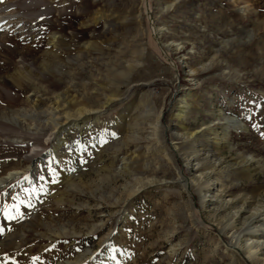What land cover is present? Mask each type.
<instances>
[{"label": "rangeland", "instance_id": "rangeland-1", "mask_svg": "<svg viewBox=\"0 0 264 264\" xmlns=\"http://www.w3.org/2000/svg\"><path fill=\"white\" fill-rule=\"evenodd\" d=\"M148 2L154 25L163 29L157 40L148 36L147 18H136L142 0H0V10L17 14L28 38L23 44L9 33L4 41L9 28L0 29V178L22 173L0 184V264H244L229 257L223 242L247 222L220 230L236 204L264 201V0ZM100 13L110 17L109 28L94 38ZM51 35L60 39L57 59L42 53ZM11 50L27 55L28 77L46 106L65 87L87 107L106 98L112 103L61 134L60 145L47 141L49 113L25 121L29 130H22L6 111L25 107L31 91L6 78L19 60L7 56ZM179 93L198 97V111L189 108L188 134L179 129L177 138L170 131L181 123L175 117ZM210 99L222 113L219 123L226 117L243 122L229 133L228 149L205 146L207 129L217 121L205 115ZM158 113L166 139L151 128ZM11 139L22 140L25 150L44 151L27 161L15 154L20 147ZM171 142L179 148L173 163L163 146ZM203 153L208 160L216 154L209 169L198 160L181 165ZM179 171L195 178L196 187L216 185L210 211L196 201L205 188L179 192ZM136 178L157 183L132 195ZM261 261L262 254L251 264Z\"/></svg>", "mask_w": 264, "mask_h": 264}, {"label": "bare ground", "instance_id": "bare-ground-1", "mask_svg": "<svg viewBox=\"0 0 264 264\" xmlns=\"http://www.w3.org/2000/svg\"><path fill=\"white\" fill-rule=\"evenodd\" d=\"M53 1H56V0H53ZM3 9L0 10V29L2 28V25H4V26L6 25L9 28V31L6 33V36L3 40L7 41L9 39V33H11L12 36H14L15 38H20L23 44L27 43V41H28L27 33H26L27 30L21 26V23H23L22 20L13 11H11V10L9 11V8L7 9L5 7ZM3 12H7V14H2ZM142 15L145 18H147V21H148L147 22L148 23L147 29L149 30L147 32L148 36L151 38L153 36L154 39L157 40V37L162 33L163 29H157L156 26L154 25V22L151 19V15H150V7H149L148 0H142V5H141V8L139 10L138 16L136 18L141 19L143 17ZM109 18L110 17H108V15H104L101 13L99 14V16H97L96 20H94V22H93V28L91 29V35L93 37L96 36L97 31H101L102 35H105L107 33L106 32L107 28H109L108 27L109 22L107 19H109ZM6 26H5V28H6ZM59 40L60 39H58V37L56 35L49 36L48 40H47L48 41L47 42L48 49L45 52V54H44V52H42L43 55L44 56L51 55V57L53 56V58L54 57L56 58L55 50L60 45ZM150 40H152V39H150ZM40 41H41V39L39 37L37 42H40ZM89 47L92 48L93 45L91 43H89ZM6 54L10 58L18 57V59H19L17 66H15V67L14 66L13 67L8 66V68H7L8 72H7L6 78L10 81V84L12 83V85L14 84V86H16L17 88H21L20 82H24V83H26L27 87L31 91V93L28 94L26 96V99L24 100L25 104H26L25 107L18 109V110H12L11 109V110L6 111L7 113H9L8 114L9 115L8 121L10 123H13L15 126H19L22 130L24 128V130H27V132H28L29 129H27V127H25V126L23 127L25 121H27V120L34 121V119H36L41 113L51 114V116L46 115L45 120H44L48 125L51 126V133L48 135L47 141H56L57 145L63 144V141L60 138L61 134H63L66 130L70 129L71 127H73V128L81 127L82 125H84L85 120H87V118H89V115L96 113L98 109L101 110L100 108L107 107L113 101V98H106L105 102H103V103H98L95 106L93 105L92 107H87L85 105V103L83 101H81L80 98H78L75 93L71 92L70 88L65 87V89H63V90H65L64 93H62V92H61V94L56 93L54 96L56 101L54 100L55 102L52 104V106L48 107L45 105L46 103L44 102V100L42 98H40V96H38L37 93L35 92L34 82H31V80H30L31 78L29 79V77L31 75L28 77V74L30 73L31 69L27 63V55H25L24 53L18 54L14 50H11L10 53H6ZM162 54H163L165 60H169L168 63H169L170 68L178 76L179 75V69H178L176 63L174 61H172V59L169 58V56L167 55L168 53H166V51L164 53L162 52ZM33 56H34V54H33ZM39 58H40V56H39ZM41 58H42V60H41L42 66L41 67L45 68L44 67L45 58L44 57H41ZM13 63H15V62H13ZM38 64H39V62H38ZM184 72H186V73L191 72L192 73V70L188 69L187 66H185ZM54 86H53V88H54ZM68 86H70V85H68ZM59 90H61V89L59 88ZM179 91H180V89H179ZM180 93L176 94L174 97L177 98L180 95ZM9 97L14 98V97H18V95L14 96V94H12ZM178 98H179L178 103L180 105H179V108H176L175 117H176V119H178V122L181 121V123L178 125V127H176L175 130L170 131V133H173L177 138L178 137L180 138L181 133H180L179 129H181L182 132L184 131L185 134L186 133L188 134V131H187L184 124H185L186 120L190 119L192 114H193V112H192L193 110L189 111L190 107H192V109L195 108V110L198 111V102H197L198 97H194V95H192L191 93H188V94H182ZM14 99H16V98H14ZM49 103L51 104V102H49ZM86 104H87V102H86ZM207 104L210 106V109L206 112L205 115L208 117H211L217 121L214 122L212 125H210L208 127V129L206 128L208 131L205 135H208V137H206V139H204L205 146L207 145L213 151L228 149L229 148V142H228L229 133L234 131V130L242 129L244 127L243 122L240 120H233L231 118L226 117L225 118L226 121L224 123H219V121L222 119V118H220L222 116V113L217 109V106L215 105L214 100H212V99L208 100ZM47 111H49V112H47ZM162 114L163 113L156 114L157 115L156 119H155V121H153L154 123H153L151 128H152L153 132H155V131L159 132V136L163 139V137L165 138L166 135H164V129H163V126L161 123L162 122L161 121ZM0 116H2V115L0 114ZM34 122H36V121H34ZM30 127H32V126H30ZM36 129L39 130V128H36ZM154 134H153V136H155ZM153 140H155V137H153ZM10 143L14 146L20 147L18 149V152L16 151V153H15L17 156L20 155L22 159H25V160L30 161V162H32L35 159L34 155L42 154V152L44 151L42 148L37 149L36 147L32 148L30 151L25 150L24 142L20 139H11ZM163 146H164V150H167L165 153V157L167 158V160L169 162L173 163V154L172 153H175L176 156L178 155V152H177L179 150L178 146L176 145V143H172V142L169 145H168V143H164ZM201 155L203 157H197V158L196 157H193V158L186 157L185 159H183L181 165L187 166L188 164H190L192 162H196L198 160V161H200V167H202V169H209L210 164H211L209 162V160H212V159L215 160L216 154L215 153L211 154L209 157L211 159H209V160L207 159L206 156H204V153ZM202 162H204V163L202 164ZM243 162H245V161H243ZM197 163H195L194 165H196ZM243 166L244 165H242V167ZM249 167H250V165H249ZM26 169L29 170V167ZM245 171L248 172L247 170H245ZM21 174L22 173H20V172L8 173L5 177L0 178V184L5 182V180H7L8 177H10L12 175L20 176ZM215 174H216V172H215ZM195 180L196 179L193 177H190L189 179H186L184 177L183 178L180 177V171H179L178 172V179L176 181L179 192L185 191L189 195L193 194L190 189H191V186L194 188L196 187L197 183ZM134 182H135L134 189L131 190L132 195L138 193L141 189H143L147 186H150V185L157 183V181H155L153 178H150V179H148V178H144V179L136 178ZM211 185L212 184H206L205 187H202V186L196 187L197 189H199L201 187L206 189L205 193L202 197L197 195L198 197L196 200L200 204V208H202V211H207V210L210 211V208L216 202V199H215V201L213 200V197H214L213 193L216 192L215 189L217 187H216V185L214 187H212ZM196 192L198 194L200 193L197 190H196ZM256 201H259L260 203H256ZM218 203H220V202H218ZM236 207H238V210L232 212V214H228V215H230L229 219L227 220L228 223L226 222L225 224H227V225H225V227L220 230V235L224 234L225 230L226 231L228 229L231 230V228H233L236 223H241V221H242V223L247 222V224H246V227L244 228V230H242L243 232H241L237 235H231L230 240L228 242H225V243L223 242L224 250L227 254H229V257L231 256V258L235 259V260H237V257H239V260L241 259L244 264H247V263L251 264L253 262H257L258 257L260 256V254H262L263 255V261H261V264H264V201H260L257 198L253 197V198H250L248 201L247 200H244V202L241 201L240 203L236 204ZM251 209H252V212L249 214L248 211ZM247 213H248V215H247ZM241 225H243V224H241ZM74 235H75V233H74ZM245 261L247 263H245ZM75 263H72V264H75Z\"/></svg>", "mask_w": 264, "mask_h": 264}]
</instances>
